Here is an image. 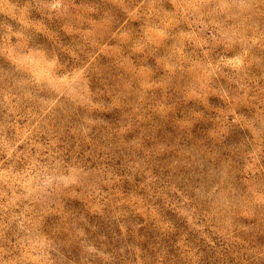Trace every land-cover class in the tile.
Returning a JSON list of instances; mask_svg holds the SVG:
<instances>
[{"label": "rangeland", "instance_id": "obj_1", "mask_svg": "<svg viewBox=\"0 0 264 264\" xmlns=\"http://www.w3.org/2000/svg\"><path fill=\"white\" fill-rule=\"evenodd\" d=\"M0 264H264V0H0Z\"/></svg>", "mask_w": 264, "mask_h": 264}]
</instances>
